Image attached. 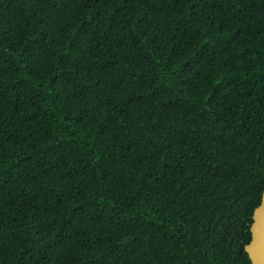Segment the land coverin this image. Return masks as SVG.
Listing matches in <instances>:
<instances>
[{"label": "trees", "instance_id": "1", "mask_svg": "<svg viewBox=\"0 0 264 264\" xmlns=\"http://www.w3.org/2000/svg\"><path fill=\"white\" fill-rule=\"evenodd\" d=\"M263 192L264 0H0V264H252Z\"/></svg>", "mask_w": 264, "mask_h": 264}, {"label": "water", "instance_id": "2", "mask_svg": "<svg viewBox=\"0 0 264 264\" xmlns=\"http://www.w3.org/2000/svg\"><path fill=\"white\" fill-rule=\"evenodd\" d=\"M241 144L245 150L256 156L261 154V148L248 138H244ZM251 241L245 246L252 264H264V192L261 204L254 210L253 224L251 226Z\"/></svg>", "mask_w": 264, "mask_h": 264}, {"label": "rangeland", "instance_id": "3", "mask_svg": "<svg viewBox=\"0 0 264 264\" xmlns=\"http://www.w3.org/2000/svg\"><path fill=\"white\" fill-rule=\"evenodd\" d=\"M239 147H240V146H239ZM238 151H239V153L242 155V153H243V148L240 147V148L238 149ZM253 155H254V157H253L252 159H249L250 162H253V161L256 160V158H257L255 154H253ZM242 157L244 158V154L242 155ZM244 159H246V158H244Z\"/></svg>", "mask_w": 264, "mask_h": 264}]
</instances>
